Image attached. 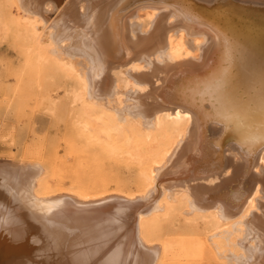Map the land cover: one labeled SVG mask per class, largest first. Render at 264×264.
Segmentation results:
<instances>
[{"label": "bare ground", "instance_id": "1", "mask_svg": "<svg viewBox=\"0 0 264 264\" xmlns=\"http://www.w3.org/2000/svg\"><path fill=\"white\" fill-rule=\"evenodd\" d=\"M14 3L78 82L74 138L121 144L142 191L41 198V166L0 164V264H159L177 212L200 257L264 264V1Z\"/></svg>", "mask_w": 264, "mask_h": 264}, {"label": "rangeland", "instance_id": "2", "mask_svg": "<svg viewBox=\"0 0 264 264\" xmlns=\"http://www.w3.org/2000/svg\"><path fill=\"white\" fill-rule=\"evenodd\" d=\"M16 7L14 0H0V164L41 166L42 180L35 190L41 198L62 193L92 198L101 192L137 196L142 191L140 169L125 156L121 144L111 155L97 145L83 148L74 138L78 82L48 58L46 47H33ZM52 14L51 20L56 16ZM96 183L103 185L100 190ZM168 219L160 214L163 231L154 238L164 245L159 264H221L199 256L195 232L185 227L178 212Z\"/></svg>", "mask_w": 264, "mask_h": 264}]
</instances>
